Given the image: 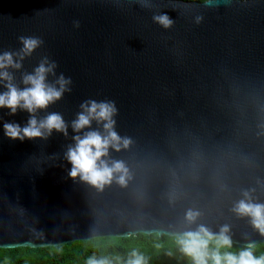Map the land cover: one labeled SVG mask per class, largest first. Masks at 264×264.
Listing matches in <instances>:
<instances>
[{
    "label": "water",
    "instance_id": "95a60500",
    "mask_svg": "<svg viewBox=\"0 0 264 264\" xmlns=\"http://www.w3.org/2000/svg\"><path fill=\"white\" fill-rule=\"evenodd\" d=\"M22 38L40 43L25 54ZM5 53L19 67L0 69L10 77L0 93L30 87L25 77L41 64L54 65L46 84L70 83L34 112L0 108V248L179 236L200 225L213 234L227 226L243 246L264 242L234 211L241 200L264 205V0H0ZM92 101L115 104L121 143L101 159L126 169L102 186L71 177L66 155L75 137L106 134L95 119L73 128ZM51 114L64 131L5 134V124Z\"/></svg>",
    "mask_w": 264,
    "mask_h": 264
},
{
    "label": "clouds",
    "instance_id": "9594fccd",
    "mask_svg": "<svg viewBox=\"0 0 264 264\" xmlns=\"http://www.w3.org/2000/svg\"><path fill=\"white\" fill-rule=\"evenodd\" d=\"M155 19L165 27L170 26L172 23L167 15H161L155 17ZM22 42L25 54L31 53L40 43L36 38H22ZM8 66L19 67V64H14L12 54L5 53L0 56V69H5ZM52 67L54 65L46 68L41 64L34 75L25 77L24 83L31 86L23 90L8 83L6 85L7 91L0 93V108L7 107L14 114L19 107L31 113L59 99L70 81L61 76L58 81L60 84L59 89L46 84L45 74L51 71ZM0 79L10 80V77L6 71H0ZM82 108L84 112L79 114L78 119L73 122L74 130L78 131L90 125L91 120L95 119L98 122H105L104 130L106 134L102 135L99 132L92 131L83 137H75V147L70 148L66 154L68 161L73 166L69 175L73 178L80 176L84 181L102 186L111 181L114 173H126L122 163L114 162L112 166H109L106 161L101 159L107 155L110 146L119 150L121 138L113 130L115 121L112 119L117 110L113 102L97 103L92 101L82 105ZM65 127L62 117L58 114H51L39 123L33 117L29 120L27 126L23 128L18 124L4 125L5 134L8 137L21 140L25 137L42 136L45 130L48 133L53 129L64 131ZM123 143L127 146L128 141L124 140ZM120 182H124L123 175L120 177ZM245 196L247 197L248 194L245 193ZM234 211L241 215L250 216L253 226L264 234V205L254 204L250 200H241ZM198 215V213L190 211L187 214V219L194 222ZM228 232L227 226L223 227L219 234H213L205 226L200 225L194 231H187L179 235L177 243L180 250L192 258L193 264H209V262L211 264H264V254L255 256L251 245L239 251L226 250L221 252V249H232L233 242ZM211 243H214V248L210 247ZM131 255L132 259L129 264H143L144 257L141 254L133 251ZM92 264H106V262L93 261Z\"/></svg>",
    "mask_w": 264,
    "mask_h": 264
},
{
    "label": "trees",
    "instance_id": "16d2710c",
    "mask_svg": "<svg viewBox=\"0 0 264 264\" xmlns=\"http://www.w3.org/2000/svg\"><path fill=\"white\" fill-rule=\"evenodd\" d=\"M177 237L138 233L129 237L81 239L57 246L0 248V264H129L133 251L144 257L143 264H193L192 258L180 250ZM210 247L214 248V243ZM246 247L233 243L232 249L221 252ZM252 250L255 256L264 254V242L252 245Z\"/></svg>",
    "mask_w": 264,
    "mask_h": 264
}]
</instances>
